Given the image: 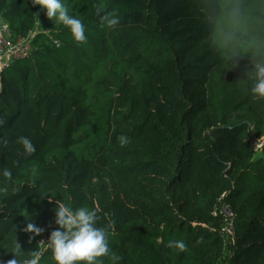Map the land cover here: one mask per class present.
<instances>
[{"label":"trees","instance_id":"trees-1","mask_svg":"<svg viewBox=\"0 0 264 264\" xmlns=\"http://www.w3.org/2000/svg\"><path fill=\"white\" fill-rule=\"evenodd\" d=\"M33 2L0 0L14 36L34 33L0 73V264H55L56 202L97 210L115 257L103 264H264V146L249 134L264 133L250 90L264 0H62L84 43Z\"/></svg>","mask_w":264,"mask_h":264},{"label":"clouds","instance_id":"clouds-1","mask_svg":"<svg viewBox=\"0 0 264 264\" xmlns=\"http://www.w3.org/2000/svg\"><path fill=\"white\" fill-rule=\"evenodd\" d=\"M33 4L43 8L50 20L55 18L58 23L65 26L75 42H86L85 25L80 19L69 14L62 0H34ZM237 17H239L238 10ZM117 22L115 19L109 21L111 25ZM223 42L226 47H232L230 41ZM252 71L254 83L250 90L255 96L264 98V61L257 62ZM118 139L121 146L129 143L127 136L121 135ZM19 142L25 154L31 155L35 152V146L29 138L20 137ZM2 175L11 181L10 170H4ZM54 211V223L57 227L51 231L46 245L51 250L55 264H103L104 257L112 256L115 259L109 247L105 229L97 226V210L87 207L73 208L69 204L56 202ZM23 231L39 235L44 229L34 223H27ZM168 246L181 251L186 249L183 241H170ZM19 250L20 247L17 244V252ZM12 256L13 258L8 260L7 264H38L39 253L34 252L32 259L23 262L17 259L15 253Z\"/></svg>","mask_w":264,"mask_h":264},{"label":"built area","instance_id":"built-area-1","mask_svg":"<svg viewBox=\"0 0 264 264\" xmlns=\"http://www.w3.org/2000/svg\"><path fill=\"white\" fill-rule=\"evenodd\" d=\"M33 32L24 36H14L6 21L0 19V73L13 60L27 56L32 49ZM250 142L253 151L258 152L264 146V133L256 136L252 126L249 129ZM218 209L214 210V214L218 215L222 220L221 233L226 240H231L234 235V218L235 214L229 203L221 199ZM43 239H40V243Z\"/></svg>","mask_w":264,"mask_h":264},{"label":"rangeland","instance_id":"rangeland-1","mask_svg":"<svg viewBox=\"0 0 264 264\" xmlns=\"http://www.w3.org/2000/svg\"><path fill=\"white\" fill-rule=\"evenodd\" d=\"M33 34H34V33H33ZM221 202H222V200L219 201V203H218V205H217V207H216V210L218 209V207H219V205H220Z\"/></svg>","mask_w":264,"mask_h":264}]
</instances>
